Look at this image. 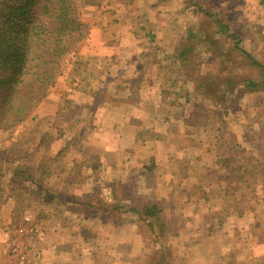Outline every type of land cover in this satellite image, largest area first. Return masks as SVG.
I'll list each match as a JSON object with an SVG mask.
<instances>
[{
  "label": "crops",
  "instance_id": "crops-1",
  "mask_svg": "<svg viewBox=\"0 0 264 264\" xmlns=\"http://www.w3.org/2000/svg\"><path fill=\"white\" fill-rule=\"evenodd\" d=\"M181 9L187 15L185 0H88L79 15L87 26L86 36L66 59L62 74L25 121L4 131L30 134L35 146L30 153V173L41 180L31 176L29 181L43 193L47 191L48 198L50 192L54 195L53 203L44 195L46 202H42L36 193L27 197V207L43 205L51 218L41 228L42 235L33 240L42 256L41 264H95L88 253L104 250L101 244L108 251L102 253L105 256L99 264H109L107 254L115 247L124 249L130 241V221L123 217L137 215L126 205L131 202L126 187L146 194L144 203L158 202L174 210L186 196V204L178 205L185 217L179 223L187 232L185 241L190 235L204 243L200 250L208 248L205 237L210 223L204 219L222 210L231 218V233L242 234L241 225L249 214L236 216L227 206L222 207V198L215 194L221 186L219 180L206 177L216 173L204 163L213 152L187 141L190 134L196 137L204 133L192 124L198 119L193 111L197 105H189L188 94L184 104L176 101L178 94L173 99L167 92L168 85L180 89L193 84L196 89L198 84L189 65L182 69L177 59V48L187 41L189 31L178 29ZM216 145L219 148L213 149H222ZM226 148L225 153L230 149ZM55 159L60 161L59 168L47 164ZM6 172L10 174L7 180ZM15 173L4 164L8 188L0 205V258L7 261L3 231L17 227L20 218L15 217L19 210L15 207L16 193L11 192L13 187L19 188ZM205 185L202 196L189 194V186ZM87 197L95 199L88 204ZM195 200L198 204L192 203ZM37 214L31 215L39 219ZM232 219L237 221L235 227ZM246 240L250 243V238ZM84 251L82 261L79 254Z\"/></svg>",
  "mask_w": 264,
  "mask_h": 264
},
{
  "label": "rangeland",
  "instance_id": "rangeland-1",
  "mask_svg": "<svg viewBox=\"0 0 264 264\" xmlns=\"http://www.w3.org/2000/svg\"><path fill=\"white\" fill-rule=\"evenodd\" d=\"M185 2L188 7L186 9L188 10L187 15L182 14V9L180 10L178 29L183 33L189 28L191 32L196 33L198 36V45H193V51L195 52L190 59L189 71L193 73L192 77L195 81L205 83L206 89H193V84H190L189 88L181 87L180 89L177 87L171 88L168 85L170 89H167V92L171 94L173 99L178 94L179 97L176 101L184 104H186L184 96L188 94L189 98L186 99L189 100V105H197V109L194 108L193 111L198 119H202L201 114L206 116L213 113L205 123L200 120L196 124L192 123L195 129L202 130L204 133H200L196 137H189L190 134L187 141H189V144L195 143L205 149H211L213 152L208 155V161L204 162L202 158L201 162L208 163L210 170L216 171L213 175H206V177L214 176L215 181L219 180L221 186L217 190L218 193L215 194L220 195V198H222L220 205L222 207L227 206V210L234 211L236 216L244 215V213L249 214V216L241 225L244 228H240L241 235L231 233L233 232L232 227H228L231 224L229 222L231 218L225 216L223 210L217 214H212L209 219H204L205 222L210 223V231L205 237L208 248L200 250L199 245L204 243L194 240V237L190 235H188L189 242L185 241L187 232L183 231L179 223L185 217L179 212L178 205L186 204L183 201L186 196L183 195V200L176 204V210L161 207L157 202L161 208L160 213L158 216L149 219L155 225V232L151 234L144 228V222L139 220L137 213V215L129 213L127 217H123L124 221H130L129 231L127 232L130 239L129 244L124 249H122L123 247H115L114 252L107 254L106 260L109 264H264V94L251 92L250 89L243 88L241 78L251 71L243 65L241 66L239 57L228 52L232 43L236 40L229 37V33L236 32L241 38L238 45L264 65V0H185ZM87 3L88 0L78 2L79 12L83 4ZM216 15L226 25L229 32L218 37L220 47L211 48L206 42H203V39L211 41L215 25L213 20ZM205 50H209V52L206 53ZM214 53H223L224 58L227 61L229 59V61L221 65ZM233 63L234 65H232ZM210 81L216 87L210 86ZM236 83L238 84L236 85ZM222 117H224V120H222ZM14 130L7 133L0 131V148H3V150L0 149V152L3 151L4 161H7V165H10L14 159L9 158L8 150L15 151L16 157L20 159L19 165H22V169L29 177L33 176L34 178L37 174L32 175L30 173V165L33 164L30 153L35 147L33 138L29 136V133L21 135L26 132L14 133ZM181 136L184 137V135ZM216 144L222 149H213L219 148ZM225 146L230 148L226 153L224 152V150H227ZM55 160L54 162L52 160L47 161V164H55V167L59 168L61 164L58 162L60 161ZM238 165L244 167V173L233 171ZM75 173L79 176V172L76 171ZM8 174L7 172L5 174L6 180L9 179L10 174ZM34 179L36 181L41 180L40 177ZM29 180L31 178L27 177L16 180L19 188L16 194L13 195L17 198L15 200L17 206L15 207H17L19 213L15 217L22 219L24 216H30L40 223V228H43L48 223V219H51L48 218L49 214L46 215L48 213L44 209L46 207L41 205L39 208L30 209L27 207V197H29L28 194L31 197V194L36 193V196L42 202H46L42 199L44 195L50 200V203H53L51 198L54 195L53 192H50V198H48L47 191L43 193V190L37 189L32 185L33 182ZM55 182L57 183V180ZM206 185L205 187L191 188L189 186V194L194 196L193 198L202 196L201 192H204V189L207 188ZM126 189L131 200L126 205H129L131 209L138 208V210H142L146 204L142 200L147 198V195L142 194L141 190L140 194H136L137 192L134 193L133 190L129 191L128 187ZM141 189L146 193H153L146 188ZM208 192L211 193L209 190ZM148 196H152V194ZM94 199V197H87L88 204ZM42 202L41 204H45ZM192 203L198 204L196 200ZM174 212L177 214H170H174ZM32 213L35 215L38 213L37 217L39 219H34ZM20 218L15 226L25 229L27 225L22 223ZM195 220L200 223L203 222L202 219ZM195 220L193 219V221ZM232 221L235 227L237 221L233 219ZM218 231H221L223 237L219 235L220 232ZM3 232L7 236L6 242L14 237V233ZM42 232L43 230H41ZM19 235L17 237L19 243H28L32 236L30 233ZM247 238H250V243L246 240ZM36 239L34 237L32 240ZM101 245L104 250L95 252V255L93 251L88 253L90 259L96 261L95 264H99V259L104 258L105 255L102 253H107L105 244ZM182 245L185 249H182ZM6 251L10 263L5 258H0V264H15L8 250ZM0 253L2 252L0 251ZM85 255V251L83 254H79L82 261H84ZM87 264H90V262Z\"/></svg>",
  "mask_w": 264,
  "mask_h": 264
},
{
  "label": "trees",
  "instance_id": "trees-1",
  "mask_svg": "<svg viewBox=\"0 0 264 264\" xmlns=\"http://www.w3.org/2000/svg\"><path fill=\"white\" fill-rule=\"evenodd\" d=\"M79 1L0 0V131L9 130L25 121L45 98L57 77L62 74L64 63L73 54L76 45L85 38L87 26L79 17ZM213 23L215 25L211 41L203 39L211 48L220 47L218 37L229 32L217 15ZM229 37L236 39L228 51L229 54L239 57L241 66L251 71L241 78L243 88L264 94V65L238 45L241 38L236 32L229 33ZM187 41L177 48V59L182 69L190 65L193 45H198L199 42L198 36L189 30ZM214 54L221 65L229 61L224 58L223 53ZM204 84L198 82L196 89L202 90L205 88ZM213 84L210 81V86L216 87ZM212 114H201L202 119L195 122L200 120L205 123ZM195 122L193 124H196ZM2 152L0 205L8 188L4 182V164L7 169L11 168L16 172L15 178H31L22 169V165H19L20 159L16 157L15 151L8 150L9 158L14 159L11 166L5 163ZM233 171L244 173V167H237ZM12 191L16 193L17 189L13 187ZM160 209L157 202H146L142 210L133 208L132 212L138 214L139 220L144 222V228L153 234L155 225L149 219L158 216Z\"/></svg>",
  "mask_w": 264,
  "mask_h": 264
},
{
  "label": "built area",
  "instance_id": "built-area-1",
  "mask_svg": "<svg viewBox=\"0 0 264 264\" xmlns=\"http://www.w3.org/2000/svg\"><path fill=\"white\" fill-rule=\"evenodd\" d=\"M21 222L27 225L25 229L21 227H5L4 231L14 233V237L6 242L7 250L15 264H41V253L36 249L35 242L30 240L28 243H19V234H28L38 238L41 235L40 223L33 220L30 216H24ZM18 228V229H17ZM38 236V237H37Z\"/></svg>",
  "mask_w": 264,
  "mask_h": 264
}]
</instances>
